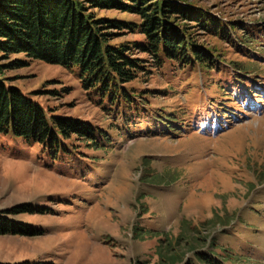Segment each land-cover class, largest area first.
Wrapping results in <instances>:
<instances>
[{"label":"rangeland","instance_id":"1","mask_svg":"<svg viewBox=\"0 0 264 264\" xmlns=\"http://www.w3.org/2000/svg\"><path fill=\"white\" fill-rule=\"evenodd\" d=\"M177 2L244 26L255 23L263 33L256 39L261 52L252 58L258 70L249 68L240 75L264 81V0ZM96 14L138 20L116 10ZM116 36L114 43L138 38ZM197 39L224 50L216 39L203 38L200 32ZM227 55L242 60L233 51ZM15 58L27 64L5 73L25 96L56 114L108 126L75 76L76 68L27 60L24 55H12L10 60ZM170 72L165 66L147 78L141 75L132 85L148 90L161 111H177L173 120L155 129L152 116L145 124L149 117L130 121L132 129L125 135L111 131L108 151L88 149L72 138L86 153L52 160L38 146L0 142V216L40 231L0 235V264H154L158 241L182 231L184 240L177 252L183 253L186 240L198 236L203 238L200 251L211 246L223 254L225 248L264 264V85L259 82L252 89L258 99H251L253 92L238 85L227 67L205 74ZM202 82L209 87L206 93L200 89ZM224 91L232 94L227 101ZM197 95L199 103L184 104V96ZM233 99L237 103H230ZM219 102L224 105L219 107ZM116 123L122 124L121 119ZM23 204L42 210L8 213ZM184 259L183 264H199L190 251Z\"/></svg>","mask_w":264,"mask_h":264},{"label":"trees","instance_id":"2","mask_svg":"<svg viewBox=\"0 0 264 264\" xmlns=\"http://www.w3.org/2000/svg\"><path fill=\"white\" fill-rule=\"evenodd\" d=\"M177 1L0 0V142L38 146L42 155L56 160L86 153L79 150L81 145L73 143L72 138L88 149L108 151L112 144L111 131L118 137L125 135L132 129L129 128L130 121L149 117L145 124L152 122V116L156 122L151 129L166 124L164 121L170 123L177 111L169 112L166 108L161 111L152 104L148 90L132 85L141 75L147 78L149 73L165 66L171 71L170 75L184 71L205 74L207 70L227 67L237 84L252 91V97L258 99L257 91L252 89L264 85V81L260 76L241 79L240 74L249 72V68L258 70L254 68L252 58L254 53L261 52L256 45V39L263 35L260 28L255 23L244 26L234 19L217 18L201 7ZM98 10H116L135 15L138 20L102 18L97 16ZM195 30L197 32L193 34ZM198 31L203 38L216 39L224 50L197 39ZM117 33L135 34L138 38L132 42L114 43ZM231 51L242 60H232L227 55ZM141 54L145 57L141 58ZM12 55H24L27 60L70 70L76 68L75 76L86 93L94 98L108 126L56 114L25 96L9 83L12 78L5 73L27 64L16 58L10 60ZM200 89L206 93L209 87L203 83ZM222 95L227 101L232 94L224 91ZM184 97L187 105L200 102L199 95ZM230 103H237V100ZM218 105L222 107L224 103ZM118 119L122 124L116 123ZM118 129L120 132H116ZM176 129L170 127L174 134L179 131ZM35 210L41 211L42 208L23 204L8 213L16 215ZM249 227L255 228L253 225ZM181 228L183 230L184 226ZM5 234L35 235L40 231L0 216V235ZM166 237L158 241V258L154 264H183L186 251H190L199 264H262L248 254H237L225 248H221L223 254L211 246L210 250L200 251L203 238L198 236L186 238L188 247L183 253L177 252V246L184 240L183 231L173 239Z\"/></svg>","mask_w":264,"mask_h":264}]
</instances>
